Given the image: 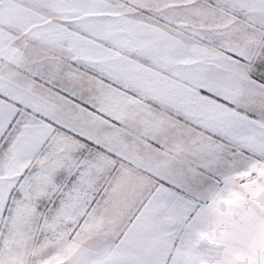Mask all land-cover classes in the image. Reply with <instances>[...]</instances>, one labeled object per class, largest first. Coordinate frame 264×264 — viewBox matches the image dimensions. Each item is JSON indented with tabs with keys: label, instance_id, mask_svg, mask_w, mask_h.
Masks as SVG:
<instances>
[{
	"label": "snow or ice",
	"instance_id": "snow-or-ice-1",
	"mask_svg": "<svg viewBox=\"0 0 264 264\" xmlns=\"http://www.w3.org/2000/svg\"><path fill=\"white\" fill-rule=\"evenodd\" d=\"M0 264H264V0H0Z\"/></svg>",
	"mask_w": 264,
	"mask_h": 264
}]
</instances>
